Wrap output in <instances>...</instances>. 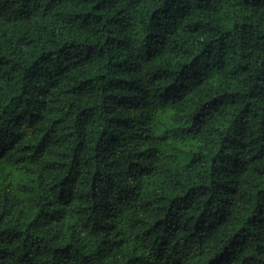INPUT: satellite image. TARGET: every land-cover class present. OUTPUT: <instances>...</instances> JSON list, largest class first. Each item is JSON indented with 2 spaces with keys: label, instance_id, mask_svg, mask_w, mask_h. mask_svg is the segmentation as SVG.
<instances>
[{
  "label": "trees",
  "instance_id": "16d2710c",
  "mask_svg": "<svg viewBox=\"0 0 264 264\" xmlns=\"http://www.w3.org/2000/svg\"><path fill=\"white\" fill-rule=\"evenodd\" d=\"M0 264H264V0H0Z\"/></svg>",
  "mask_w": 264,
  "mask_h": 264
}]
</instances>
